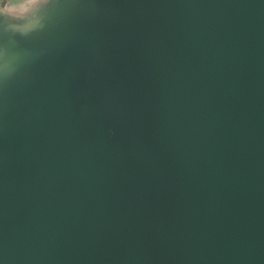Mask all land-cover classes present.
Returning a JSON list of instances; mask_svg holds the SVG:
<instances>
[{
    "label": "water",
    "instance_id": "95a60500",
    "mask_svg": "<svg viewBox=\"0 0 264 264\" xmlns=\"http://www.w3.org/2000/svg\"><path fill=\"white\" fill-rule=\"evenodd\" d=\"M0 264H264V0L0 3Z\"/></svg>",
    "mask_w": 264,
    "mask_h": 264
},
{
    "label": "crops",
    "instance_id": "0c3cea01",
    "mask_svg": "<svg viewBox=\"0 0 264 264\" xmlns=\"http://www.w3.org/2000/svg\"><path fill=\"white\" fill-rule=\"evenodd\" d=\"M27 0H0V3H7L8 6L20 7L25 4Z\"/></svg>",
    "mask_w": 264,
    "mask_h": 264
}]
</instances>
